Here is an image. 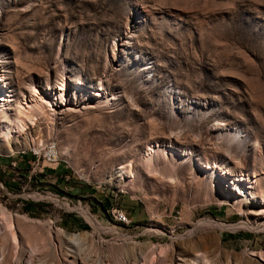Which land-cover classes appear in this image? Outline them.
<instances>
[{
	"label": "rangeland",
	"instance_id": "obj_1",
	"mask_svg": "<svg viewBox=\"0 0 264 264\" xmlns=\"http://www.w3.org/2000/svg\"><path fill=\"white\" fill-rule=\"evenodd\" d=\"M0 71V264H264V0H0Z\"/></svg>",
	"mask_w": 264,
	"mask_h": 264
},
{
	"label": "bare ground",
	"instance_id": "obj_2",
	"mask_svg": "<svg viewBox=\"0 0 264 264\" xmlns=\"http://www.w3.org/2000/svg\"><path fill=\"white\" fill-rule=\"evenodd\" d=\"M7 80H8V78H6L4 73H2V71H0V82H6L8 85H10L7 82ZM76 88L78 89V91H80V90L84 91V89L80 85H78ZM50 90H51V92H49L50 93L49 95H51L53 97V99L57 98L59 94L55 91H52V89H50ZM67 90H68L67 85L65 83H62L60 86V90H59L60 94L65 93ZM0 94L5 95V96H2L1 100H0V123L3 126V129L1 130V132H2L3 136H5L7 138L5 140V142H7L9 144V148L11 149L10 153H13V149L11 147V135H12L13 131L20 133V132H25L30 128L37 127V125H38L37 123L39 122V114L44 115V116H48V111H50L51 109L48 110L47 106L50 105V107H51L53 105L52 104L53 102H51L50 97H48V95H46V94H48V91H47V93L41 92L35 86H34L33 91H32V95L30 98L31 100L29 99L30 100L29 101L26 98L23 100V103L16 100L15 102L17 103V106L13 103V101L11 99H9L10 97L8 98V96H7L8 94L6 93V90H4V85H2L1 83H0ZM62 98H64V96ZM1 103H4V104H1ZM7 122L12 126V128H10L9 126L6 125ZM17 135H19V134H17ZM50 146H51V144L47 148H50ZM42 149H40V150H42ZM53 153H56V156L54 159L50 160V164H54V163H57L59 161V158H58L59 151H58V147H57L56 143H54V145H53ZM154 154H155V149H152V148L144 153V159L146 162V166L149 168L150 172H152V173H156L158 171V166L155 162V158H154L155 155ZM130 174H131V177H135L133 175V172H130ZM241 182L244 183V180L241 178H237L236 180L233 181L232 186L237 188ZM244 193H246V191H244ZM248 193L251 194L252 198L255 201H258L261 204L264 203V198L257 196L256 194H254L251 191H249ZM116 218H118V220L120 222H123L126 224L130 223L129 218L122 217L121 212L118 213V216ZM7 227L10 231L11 241L13 242V244L15 246H19V238H18V234L16 232L15 224L12 221H9L7 224ZM65 236L68 238V241L75 243L78 246L84 240L83 234L71 235V234L65 233ZM262 259L264 261V258H262ZM136 261H137V259H135V262ZM206 261H207V263L211 264L207 259H206Z\"/></svg>",
	"mask_w": 264,
	"mask_h": 264
},
{
	"label": "built area",
	"instance_id": "obj_3",
	"mask_svg": "<svg viewBox=\"0 0 264 264\" xmlns=\"http://www.w3.org/2000/svg\"><path fill=\"white\" fill-rule=\"evenodd\" d=\"M53 145L54 143H51V146L50 148H47L46 151L44 152L43 156L41 155V157H43L44 159V162H47V164H50V160L51 159H54L55 156H56V153H53ZM39 158H40V155H39ZM46 194H48V197L53 200V201H60V202H63V203H66L67 202V197H61L60 194L58 195H51L49 194L48 192H46ZM38 196H40L41 194L37 193ZM122 213V217H127L129 218L123 211H121ZM130 219V218H129Z\"/></svg>",
	"mask_w": 264,
	"mask_h": 264
},
{
	"label": "crops",
	"instance_id": "obj_4",
	"mask_svg": "<svg viewBox=\"0 0 264 264\" xmlns=\"http://www.w3.org/2000/svg\"><path fill=\"white\" fill-rule=\"evenodd\" d=\"M54 165H59V163L58 164H54Z\"/></svg>",
	"mask_w": 264,
	"mask_h": 264
}]
</instances>
